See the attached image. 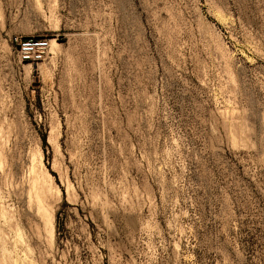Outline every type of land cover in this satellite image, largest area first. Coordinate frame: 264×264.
I'll use <instances>...</instances> for the list:
<instances>
[{
    "label": "rangeland",
    "instance_id": "1",
    "mask_svg": "<svg viewBox=\"0 0 264 264\" xmlns=\"http://www.w3.org/2000/svg\"><path fill=\"white\" fill-rule=\"evenodd\" d=\"M0 264H264V0H0Z\"/></svg>",
    "mask_w": 264,
    "mask_h": 264
},
{
    "label": "bare ground",
    "instance_id": "2",
    "mask_svg": "<svg viewBox=\"0 0 264 264\" xmlns=\"http://www.w3.org/2000/svg\"><path fill=\"white\" fill-rule=\"evenodd\" d=\"M39 152L40 151H38L36 153H39ZM42 159H43L42 156H38V155L36 157H32L31 166L29 165L30 168H29L28 172L30 173V179H31V183H32V184H30L31 187L32 186L36 187V189L39 188L40 191H42L43 194H45V193H49L52 189H54V186H52V184H51L52 177H50V174L48 175L47 172H46L47 170L44 169L45 166L43 164ZM28 178H29V176H28ZM39 195H41V193ZM45 195H47V194H45ZM45 195H43V196H45ZM37 199H40V198L37 197ZM37 201H39V200H37ZM40 201H41V199H40ZM43 205L39 204L38 212H42L43 214H45L46 213V209H45V206H43ZM49 223H50V229H49L50 235L49 236L52 237L53 236V230H52L53 226H52V223H51V218L49 220Z\"/></svg>",
    "mask_w": 264,
    "mask_h": 264
},
{
    "label": "built area",
    "instance_id": "3",
    "mask_svg": "<svg viewBox=\"0 0 264 264\" xmlns=\"http://www.w3.org/2000/svg\"><path fill=\"white\" fill-rule=\"evenodd\" d=\"M50 42L44 39H20L17 42L18 52L22 60L37 61L47 53Z\"/></svg>",
    "mask_w": 264,
    "mask_h": 264
}]
</instances>
